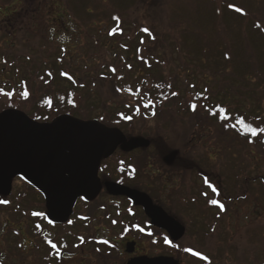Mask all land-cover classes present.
I'll return each instance as SVG.
<instances>
[{
  "label": "rangeland",
  "instance_id": "1",
  "mask_svg": "<svg viewBox=\"0 0 264 264\" xmlns=\"http://www.w3.org/2000/svg\"><path fill=\"white\" fill-rule=\"evenodd\" d=\"M68 1V7L64 8ZM238 1L60 0L52 7L49 2L48 7L41 9L20 8L21 14L13 18L9 16L12 9H5L6 1L0 0V35L11 30V40H15L17 48L22 47L20 52L25 47L41 45L39 38L47 43L42 71L50 70L52 61L60 59L61 46L68 49L67 55L74 67L71 66L67 74L73 73L76 79H81L86 89H81L79 94L89 98L79 112L63 108L62 113L82 120L96 119L124 132L114 122L106 123L103 117L106 109L114 113L137 109V117L131 120L128 133L124 134L149 140L156 138L171 152L179 154L177 163L171 165V169L168 167V171L159 170L162 165L165 167L160 158L164 153L156 147L132 157L142 171L139 189L151 199L154 196L153 200L186 228L185 237L173 250L167 251L166 242L161 239L158 246L150 245V239L145 237L140 239V248L150 257L169 256L180 264H202L204 260L186 251L192 249L205 257H217L222 264L224 259L220 255L228 256V263H232L241 254L262 247L264 186L254 182L252 202L221 211L212 203L217 189L210 188L209 178L206 179V175L216 176L221 181L228 179L226 176L236 179L240 170L248 171L252 179L257 174L264 176V151L237 139L239 132L245 134L243 126L237 123L238 114L254 118L260 112L264 118V82H261L264 80V39L254 26L242 28L236 11L229 7H238ZM223 12L227 13L222 21ZM7 15L13 26L5 29L3 24L9 21L4 17ZM142 29L149 31L145 33ZM113 30L115 33L110 34ZM244 37L248 43L244 42ZM18 39L26 44L22 46ZM250 44L256 46L257 58ZM0 46L4 47V43ZM26 55L29 66L30 55L35 53L29 51ZM132 62L136 67L135 82L127 76ZM155 65L159 69L156 74L164 75L163 86L168 97H138L137 100L129 97L128 94L134 96L152 88L145 84V69ZM4 74L0 71V82L11 87L21 80ZM117 75L135 86L128 94L117 90L113 83ZM258 82L261 85H257ZM62 85L70 88L67 83ZM43 97L42 94L38 100ZM192 104L197 105L195 111ZM220 108L226 110L228 120H221ZM231 139L234 142H230ZM21 187L22 183L17 181L13 193H18ZM193 197L198 200L193 201ZM32 210L45 212L42 206ZM203 227L206 234L202 233ZM61 232L66 234L65 230ZM44 234L46 239L53 236L49 231ZM5 236V233L1 235L0 246ZM24 237L27 241L22 254L24 259L13 254L12 249L18 248L14 241L2 247L6 264H40L42 248H45L42 240L30 250L28 245L36 241L26 232ZM80 260L77 256L61 264H79Z\"/></svg>",
  "mask_w": 264,
  "mask_h": 264
},
{
  "label": "trees",
  "instance_id": "2",
  "mask_svg": "<svg viewBox=\"0 0 264 264\" xmlns=\"http://www.w3.org/2000/svg\"><path fill=\"white\" fill-rule=\"evenodd\" d=\"M1 1H6V4L3 7L5 9L11 8L12 10L10 11L9 16L13 15L11 17L14 18L15 15L21 14V12L18 11V9L20 8L25 7L26 10L38 8L41 9V7H48L49 5L47 3L49 2H51L52 7L55 4L58 5V1L60 0ZM68 3L69 1L66 3V5H63V7H68ZM237 5L238 8L243 10L242 13L236 12V14L238 15V19L240 20V24L242 25V28H245L248 25L254 26L256 28L255 31L260 35L262 39H264V0H239ZM227 12L222 13V21L224 20ZM4 17L8 18L9 21L3 24V27H5V29H8L9 26H13V23H11L10 19L11 17L9 18L8 15ZM10 34H12V31L8 30V32H5L0 35V45L4 43V47L0 46V71H3L5 73V76H13L15 79L21 78V80L20 82L14 84V87L7 85L5 82H0V90H3V92L12 93L10 97L0 94V103L2 105V110L0 111L11 108L21 109L28 113L32 118L42 122H49L55 116L64 114L61 111V109L63 108H71L72 112H79L80 107L86 104V101L88 100L89 96L79 94L81 92V89H86L85 85L81 84V79H79V77H77L76 79L73 73L71 74V76H68L67 74L68 69L72 70L71 66L74 67L72 59L67 55L68 49H65L64 46H61L59 49L60 59L52 61L50 70L42 71L41 66L43 65L44 61L43 50L44 46L46 47L47 45V43L44 44V39L39 38V41H41V45L35 46L33 48L28 46L23 48L22 52H20L22 47L17 48L16 44L13 43V41L15 40H11L12 36H10ZM21 41L22 46L26 44L25 42H23V39L17 40V42ZM244 42L248 43L245 37ZM250 46L252 47L254 57L257 58L258 54L256 53V46L254 45V47L251 44ZM29 51L34 52L35 55H30L31 60L30 65L28 66L27 64L29 58L26 53H28ZM137 62L140 63V61ZM37 63L39 66L35 65ZM157 70L159 69L156 65L152 67H147L145 69V75H147L144 78L145 84L147 85V87H152L149 90H145L147 91L145 93L139 92V94H135L134 96L129 95L128 92L132 90L134 85L131 83H126L125 80L122 77H119L118 75L115 76L116 78H113V83L116 85V88L119 92L126 93L129 97L134 98L135 100H137L138 97H143L147 99L167 98V90L166 87L163 86L164 75H157ZM135 72L136 67L135 64L132 62L130 69L128 70L127 76L131 77L134 82L136 80L133 77ZM261 82L263 83L264 80L261 79ZM261 82H258L257 85H261ZM63 83H67L68 85H70V88L63 87ZM138 90L140 89L138 88ZM24 91H27L29 93L26 99L21 95V93ZM42 94L44 97L38 100V98ZM49 101L51 103H49ZM255 114H258V112ZM112 115L115 116L114 119L117 121V123L113 120L114 116L111 117ZM103 117L106 123L112 121L115 125L117 124L119 127H121L124 132L127 131L125 133H128L127 126H130V124L132 123L131 120L137 117V109H135L133 112H130V110L127 109V111L116 113L106 109V113ZM238 118L243 119L246 124H249L252 127L264 128V118L262 117V115H260V112L254 118L253 116L252 118H248L239 114ZM239 129L241 130V127H239ZM130 130L132 129L130 128ZM131 132L132 131H129L130 135H132ZM237 139L243 141L244 144L246 143V146L248 143H250L249 141L252 140L253 142H251L250 144L255 145L257 148L259 147L262 151H264V133L253 138L250 134H244L241 131L238 133ZM230 142H234V140L231 139ZM153 147H156V149L164 153L160 158L171 152L169 149H167L165 144H163L156 138H153L151 140L150 148ZM232 147V144H230L231 149ZM199 173H202V169L201 171L199 170ZM202 174L204 175V173ZM244 174H246L245 178H243ZM226 177H228V179L223 178V181H221V178H217L213 175H206V179L209 178V181L217 189L216 192L213 194L215 196V199L213 200L217 201L218 204H222L224 208H227L229 210L232 207L234 208L238 204L252 202L254 182H260L261 185L264 186V176L257 174V176L252 179L248 171L246 172L240 170V172L237 173V177L235 175L236 179H233L230 176ZM233 184H235L234 187ZM16 192H14L9 198L0 197V239L3 233L6 234V236L1 241L0 264H6V258L3 256V252H1V250H3L2 247H5L7 244L11 245L13 241L16 245H18V248L12 249L13 254L16 256H20L24 259L22 254L24 253L25 247L27 246V241L24 237L25 232L28 236L30 235L33 241H36L35 243L31 241L32 245H38L39 240H42L44 247L47 249L46 253H43L41 255V260H39L40 264H58L55 261V259L57 258L56 253L54 254V249L51 248L44 234L45 231L49 229L48 226H50V224L45 219L44 211H42L41 216H32V214L34 213L32 208L34 207L38 208L42 206L45 210L43 198L39 193H37L33 189H28L27 187L23 186V184L22 187L19 189L18 193ZM196 200H198L197 197H193V201ZM28 211L30 212V214H28ZM9 219L13 220V222ZM202 233L206 234L204 227L202 229ZM13 237H16L17 239H13ZM39 246L41 245L39 244ZM221 257L222 259H224V261H222V264H264V240H262V247L259 250L241 254L239 259L237 260L235 258L232 263H228V256L220 255V258ZM202 264L221 263L219 262V259H217V257L216 259L212 257H207V259L204 260Z\"/></svg>",
  "mask_w": 264,
  "mask_h": 264
},
{
  "label": "water",
  "instance_id": "3",
  "mask_svg": "<svg viewBox=\"0 0 264 264\" xmlns=\"http://www.w3.org/2000/svg\"><path fill=\"white\" fill-rule=\"evenodd\" d=\"M151 141L143 137L128 139L115 127L98 120H82L69 114L50 122H39L18 109L0 112V197L9 198L14 181L21 179L36 189L45 200L46 219L65 224L73 215L79 198L95 200L101 190L99 171L103 161L120 148L130 153L148 149ZM177 152L166 156L167 164ZM113 196L127 197L142 207L154 227L165 230L174 242L181 241L186 228L168 215L145 193L124 186L106 184ZM128 264H180L174 258L143 257Z\"/></svg>",
  "mask_w": 264,
  "mask_h": 264
},
{
  "label": "flooded vegetation",
  "instance_id": "4",
  "mask_svg": "<svg viewBox=\"0 0 264 264\" xmlns=\"http://www.w3.org/2000/svg\"><path fill=\"white\" fill-rule=\"evenodd\" d=\"M140 151L126 153L119 148L111 158L103 161L98 175L102 184L99 196L92 201L79 198L67 223L48 226L49 229L66 231V234H60L61 231L53 233L46 230L53 235L49 241L57 245L54 254L56 253L55 261L58 264L71 261L77 256L82 259L79 264H128L143 257L171 258L161 255L150 257L145 249L140 248V239L145 237L150 239V245L158 246L159 239L166 242L167 238L170 241L166 242L167 251L173 250L181 241L175 243L167 231L154 227L142 207L135 206L127 197L110 195L106 189V184L113 183L142 192L139 189L142 171L132 159L135 155L142 154ZM166 156L162 157L165 167L162 165L159 169L161 171H168V167L171 169V165L177 163L167 164ZM23 186L36 191L25 181ZM153 202L161 207L155 200ZM35 247L28 245L30 250ZM42 252L46 253V249L42 248ZM108 261L111 262L106 263Z\"/></svg>",
  "mask_w": 264,
  "mask_h": 264
},
{
  "label": "snow or ice",
  "instance_id": "5",
  "mask_svg": "<svg viewBox=\"0 0 264 264\" xmlns=\"http://www.w3.org/2000/svg\"><path fill=\"white\" fill-rule=\"evenodd\" d=\"M229 7L233 8L236 12H241L242 13V11H243L242 9H240V8L234 6V5H229ZM114 19L115 20H119L118 17H114ZM142 31L147 33L149 30L148 29H142ZM114 33H115V30H113V32L110 33V34H114ZM112 71L115 72V69H112ZM64 75H66V74H64ZM69 78H71V77H69ZM0 94H3L5 96H9V97L12 95V93L3 92V90H0ZM21 95L26 99L28 97L29 93L27 91H24V92L21 93ZM173 95H176V93H173ZM49 103H51V102L49 101ZM191 108H192L193 111H195L196 108H197V105L196 104H192ZM219 113H220V118H221L222 121H226V120L229 119L228 115L226 114V110L225 109L220 108L219 109ZM212 115H216V113H212ZM237 123L242 125L243 129H244V132L247 133V134H250L253 138L259 136L262 133H264V128L252 127L251 125L246 124L243 119H239L237 121ZM233 127H235V125H233ZM249 142L251 143L253 141L250 140ZM209 187L211 188L212 185L209 184ZM213 191H215L214 188H213ZM212 203L214 205H218V207L221 209V211L224 210V206L222 204H218L217 201L213 200ZM33 215L34 216H41L42 214L39 213V212H35V213H33ZM49 223H51V221H49ZM165 240H166V242L170 243V241H167V238H165ZM49 244H50L51 248H53V249L57 248V245L55 243H52L51 241H49ZM186 251L190 252L193 256L199 257L201 260H206L207 259V257L201 255V253H199L198 251H193L192 249H186Z\"/></svg>",
  "mask_w": 264,
  "mask_h": 264
}]
</instances>
